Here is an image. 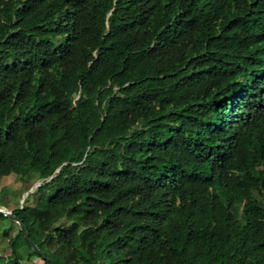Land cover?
<instances>
[{
	"label": "trees",
	"instance_id": "1",
	"mask_svg": "<svg viewBox=\"0 0 264 264\" xmlns=\"http://www.w3.org/2000/svg\"><path fill=\"white\" fill-rule=\"evenodd\" d=\"M11 173L0 264H264V0H0Z\"/></svg>",
	"mask_w": 264,
	"mask_h": 264
},
{
	"label": "rangeland",
	"instance_id": "2",
	"mask_svg": "<svg viewBox=\"0 0 264 264\" xmlns=\"http://www.w3.org/2000/svg\"><path fill=\"white\" fill-rule=\"evenodd\" d=\"M40 183L39 180H31L30 182H22L21 178L16 173H11L7 176L0 177V196L4 197L5 201L8 202V205H0V208L3 210L11 211L15 206H21L24 203L33 202V196L31 194L26 197L24 196L32 190H36V186ZM28 187L26 190H24ZM7 232L8 237H13V235L18 230V223L16 221H9L8 219H3L0 221V245L4 244L8 237L2 235V231ZM8 250L0 248V255H5ZM25 264H42L40 258H35L34 260H27Z\"/></svg>",
	"mask_w": 264,
	"mask_h": 264
},
{
	"label": "water",
	"instance_id": "3",
	"mask_svg": "<svg viewBox=\"0 0 264 264\" xmlns=\"http://www.w3.org/2000/svg\"><path fill=\"white\" fill-rule=\"evenodd\" d=\"M57 170V169H56ZM0 212H2L5 216L13 219L14 221H16L20 227V230L23 232L24 237L28 240L29 244L32 246V248L39 254H41V251L36 247V245L34 244L32 238L29 236L24 224L22 223V221L20 219H18L11 211H6L0 208ZM44 258H47L45 255H42Z\"/></svg>",
	"mask_w": 264,
	"mask_h": 264
}]
</instances>
